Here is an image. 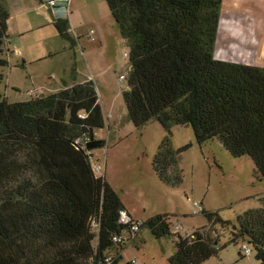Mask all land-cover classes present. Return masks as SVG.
<instances>
[{
	"label": "trees",
	"instance_id": "16d2710c",
	"mask_svg": "<svg viewBox=\"0 0 264 264\" xmlns=\"http://www.w3.org/2000/svg\"><path fill=\"white\" fill-rule=\"evenodd\" d=\"M105 1L128 49V117L136 129L157 121L165 131L152 161L160 181H182L179 160L190 145L173 148L175 126L191 128L199 145L217 139L232 157H250L264 181V67L215 59L223 0ZM9 17L0 5V68L9 67ZM54 27L72 49L68 20L57 17ZM105 126L93 81L15 103L0 95V264H106L116 251L110 264H120L125 246L112 239L128 230L125 207L92 164L106 146L95 131ZM143 222L157 240L176 237L169 264L218 254L219 238L206 229L182 237L167 215ZM231 235L264 264V205L238 217Z\"/></svg>",
	"mask_w": 264,
	"mask_h": 264
},
{
	"label": "rangeland",
	"instance_id": "374dc122",
	"mask_svg": "<svg viewBox=\"0 0 264 264\" xmlns=\"http://www.w3.org/2000/svg\"><path fill=\"white\" fill-rule=\"evenodd\" d=\"M231 4L232 1L227 0V5ZM226 12L216 38L215 59L248 65L252 62L251 51L246 46L248 39L237 42L225 32V24L229 23ZM64 17L70 28L71 21L80 22L76 33L81 35V45L87 51L84 55L79 54V66L85 75L94 79L105 118L115 124L98 132L99 137L108 141V147L94 156L92 164L97 165L99 158L100 165L104 166L107 160V178L112 181L123 205L143 219L167 215L171 230L180 227L182 237L199 229H206L211 236L218 237V254L203 264H259L253 249L246 243L231 242V232L238 227V217L264 205V181L256 179L252 159L232 157L217 139L199 145L191 128L175 126L172 129L173 148L179 150L190 145L179 160L182 181L177 186L161 182L152 161L165 131L157 121L136 129L128 117L124 98L128 86L127 83L123 87L119 85L120 74L127 77L130 68L129 59L125 57L128 49L106 1L73 0L68 9L67 5L64 7ZM50 30L48 27L42 32ZM92 31L103 34L101 51L95 40L97 34L92 36L94 40H88ZM45 38L51 36L47 34ZM23 44L35 62L26 68L21 67V63L18 69L0 68L3 74L0 95L9 103L33 99L39 92L42 93L39 96L49 95V88L59 89L70 67V60L61 52L63 43L60 39L57 43L50 40L46 46L39 45L36 33H32ZM57 52L60 53L50 56ZM50 78L55 81L49 83ZM194 203H199L206 213L214 214L213 221L209 222L205 214H194ZM175 240L174 236L157 240L148 229H143L134 242L125 246H128L127 251L120 264H129L131 260L138 264H169L168 258L175 252ZM244 245L252 250L249 257H241Z\"/></svg>",
	"mask_w": 264,
	"mask_h": 264
},
{
	"label": "crops",
	"instance_id": "0c3cea01",
	"mask_svg": "<svg viewBox=\"0 0 264 264\" xmlns=\"http://www.w3.org/2000/svg\"><path fill=\"white\" fill-rule=\"evenodd\" d=\"M47 0H43L40 2L39 0H0V5L7 7L9 11V20H8V38L5 42V55L7 60L9 61V69L17 68L20 63L21 67L26 68L29 64L35 62L34 59L29 57V54L26 53V46L23 44V41L26 37L32 33H36V40L39 45L46 46L47 43L52 40L57 43L62 41V53L70 60V67L67 74L61 80V84L59 89L52 90L49 88L50 93H57L59 91L68 89L73 87L74 85L84 83L86 81H93L91 76L85 75L80 66H79V54L84 55L87 51V48L82 46L81 44V35L76 33V30L80 26V22L71 21L72 27L70 28V36L75 40L76 45L71 49L70 45L67 41L63 40L56 28L54 27V23L57 17H64V7L66 4L62 1L58 4V7L55 9L45 7ZM231 6L227 5V0H223V5L221 8V18H220V26L222 25V17L224 11H227L225 16L229 19L227 29L225 32L228 33L230 38L234 41L241 42V40H246V46L250 49L252 62L248 65H255L264 67V0H231ZM73 3V0L70 1ZM69 4V6H70ZM260 4L262 7L260 8ZM111 14V13H110ZM112 16V15H111ZM113 18V17H112ZM227 22V21H225ZM224 22V23H225ZM219 26V30H220ZM50 27V32L43 33L42 31L46 28ZM94 32V31H92ZM49 34L51 38H45ZM97 34V36L95 35ZM93 35L96 36L97 46L101 51L103 48V34L99 31L88 36V40H94ZM103 38V39H102ZM57 53H51L50 56H54ZM15 63L13 61L14 57ZM215 56V54H214ZM216 58V57H215ZM221 60V59H217ZM244 64V63H243ZM247 65V64H246ZM18 69V68H17ZM130 70V68H129ZM125 75V74H120ZM127 75V73H126ZM119 76V77H120ZM55 79H48L49 83L54 82ZM32 92V91H31ZM39 92V91H37ZM42 95L41 92H39ZM104 110V109H103ZM114 124L113 120L106 118V127L108 129L111 125ZM115 125V124H114ZM104 129L96 130L95 137L99 140H104L102 137H99L98 132H102ZM109 137V145L113 144L110 141ZM108 142V141H107ZM106 142V146L103 149H107L108 144ZM96 150L92 152L93 158L98 155V153L103 150ZM108 153V152H107ZM97 165L102 168V176H105L109 183L114 186L112 181L107 178V160H105L104 166L100 165V159L97 158ZM115 190V189H114ZM125 207V206H124ZM126 213L135 220L145 221L147 219H143L139 214H136L133 210L125 207ZM129 246V245H128ZM127 246V247H128ZM127 247L121 252L122 257L123 254L127 251ZM114 252V251H113Z\"/></svg>",
	"mask_w": 264,
	"mask_h": 264
},
{
	"label": "built area",
	"instance_id": "2783aa9c",
	"mask_svg": "<svg viewBox=\"0 0 264 264\" xmlns=\"http://www.w3.org/2000/svg\"><path fill=\"white\" fill-rule=\"evenodd\" d=\"M60 1L64 2L67 5V9H68L71 0H47L46 3L49 5L50 8L55 9L58 6V4L60 3ZM91 34H93V32H91ZM125 57L128 58V53L125 54ZM126 83H127V77L125 75H121L119 77L120 87L125 86ZM31 94H32V92H31ZM37 94H38V96L40 95L39 93H37ZM82 118H84V116H82ZM92 160H93V157H92ZM93 170H94V173L96 175H98V176L102 175L101 166L93 165ZM194 209H195L194 214H201L204 211L202 206L199 203H194ZM120 223L127 226L128 230L125 231L124 233L120 234V235H116L113 237L112 241H113L114 245H116L117 247H123V246H126V245L134 242L136 237L142 231L143 224H144V222L141 220H135V219L131 218L127 213L121 214ZM93 226L96 227V222L93 223ZM179 232H180V227H174L173 228V233L179 234ZM251 254H252L251 248L244 245L242 247V255L245 257H249ZM112 260H113V254H111L110 256H107L104 259V263L110 264L112 262ZM89 264H93V262H91ZM129 264H138V262L136 260H131V262Z\"/></svg>",
	"mask_w": 264,
	"mask_h": 264
},
{
	"label": "water",
	"instance_id": "95a60500",
	"mask_svg": "<svg viewBox=\"0 0 264 264\" xmlns=\"http://www.w3.org/2000/svg\"><path fill=\"white\" fill-rule=\"evenodd\" d=\"M45 7H47V8H48V7H49V5L46 3V4H45ZM49 8H50V7H49ZM234 229H236V228H234Z\"/></svg>",
	"mask_w": 264,
	"mask_h": 264
}]
</instances>
